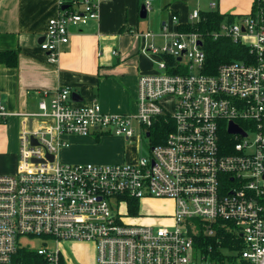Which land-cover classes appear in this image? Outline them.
I'll list each match as a JSON object with an SVG mask.
<instances>
[{
    "label": "built area",
    "instance_id": "1",
    "mask_svg": "<svg viewBox=\"0 0 264 264\" xmlns=\"http://www.w3.org/2000/svg\"><path fill=\"white\" fill-rule=\"evenodd\" d=\"M104 1L59 0L41 43L50 64L73 27L99 20ZM153 2L144 0L147 12ZM190 19L199 20L200 10ZM214 35L250 53L208 74L199 32L178 29L161 46L147 43L162 58L158 72L139 77L134 113L107 112L97 100L77 104L69 87L42 91L36 111L10 112L0 100V121L22 118L18 170L0 174V264H27L15 261L19 248L38 253L40 264H67L62 247L69 241L94 243L95 264H264V0ZM166 56L177 60L171 69ZM162 119L173 128L156 143L152 127ZM135 122L151 140L149 155L111 164L61 161L68 137L115 131L131 138ZM231 123L241 131L230 132ZM151 197L174 202L167 225L140 220V200ZM218 221L230 222L242 248L215 253L198 241L200 229L215 236ZM23 237L43 245L33 248Z\"/></svg>",
    "mask_w": 264,
    "mask_h": 264
},
{
    "label": "crops",
    "instance_id": "2",
    "mask_svg": "<svg viewBox=\"0 0 264 264\" xmlns=\"http://www.w3.org/2000/svg\"><path fill=\"white\" fill-rule=\"evenodd\" d=\"M201 2L203 0H154L158 11H168V16L162 17L156 28L155 18L146 22L141 17L144 4L141 0H106L100 6L99 20L72 28L70 41L61 46L59 61L53 65L47 61L41 43L50 18L60 13L59 0H0V51L15 50L18 54L15 66L0 61V100L10 112L36 111L42 91L53 95L58 88L69 87L77 104L97 100L107 112L127 113V91L118 93L121 106L115 108L109 104L112 88L124 81L132 89L131 96H135L132 106L137 111L139 77L156 73L162 58L155 53L148 54L147 43H165L180 24L191 22L194 10H202ZM212 2L217 4L215 9L239 15V19L251 11L254 0H210L209 5ZM227 2L237 3L230 8ZM223 3L224 8H228L224 12ZM192 4L196 6L193 9ZM174 14L178 22L172 19ZM164 23L167 32L163 29ZM147 31L153 33L149 38L143 35ZM119 108L120 111H114ZM21 127L22 118L17 115L0 121V174H13L18 170ZM78 136L72 135L70 140ZM71 146L70 143L67 148ZM64 150L66 148L60 153L61 160ZM138 157L129 161H136Z\"/></svg>",
    "mask_w": 264,
    "mask_h": 264
},
{
    "label": "rangeland",
    "instance_id": "3",
    "mask_svg": "<svg viewBox=\"0 0 264 264\" xmlns=\"http://www.w3.org/2000/svg\"><path fill=\"white\" fill-rule=\"evenodd\" d=\"M210 0H203L200 3L199 7L202 9H210L209 5ZM230 8L236 5L237 2H227ZM155 3L152 4L154 8ZM193 9L195 4H192ZM225 3H223V12L227 11ZM168 12V11H167ZM167 12L163 13L158 11L155 7L154 10L149 12L147 18L144 21H152V18H155L156 28L158 27L159 20L162 17H167ZM141 43V42H139ZM158 46H161L162 43H156ZM148 54H153V52H148ZM160 56V55H159ZM162 57V56H161ZM188 60L183 62V66L187 67ZM158 68V67H157ZM159 71V68H158ZM157 71V72H158ZM126 82L121 81L116 83L110 92V105L118 108L119 105H122V100L120 98L121 94L119 92H128V99L126 104L127 113H134L136 110L132 106V101H135V96L132 97V89L128 86ZM117 90V92L115 91ZM115 94H118L116 97ZM126 99V98H125ZM132 107V108H131ZM168 108L171 109V105H168ZM117 109L114 111H120ZM120 113V112H118ZM122 113V112H121ZM126 113V112H124ZM135 133L131 138H126L124 134H117L115 131L109 133H103L100 136L92 134L89 137H73L69 142L71 143L70 148L64 150L62 154V160L65 163H100V164H111L117 162H125L132 159L134 156L149 155L151 152V140L146 135V131H142L140 125L134 123ZM69 149V150H68ZM69 151V152H68ZM140 211L144 214L142 219L143 223H153L154 225L163 226L170 223V215L173 213L174 204L173 201L166 198L151 197L140 200ZM131 219V218H130ZM31 241L27 237L21 238V242L25 244L26 242ZM43 245V241L40 238H36L30 242V246L33 248H39ZM62 253L67 259V264H95L96 263V247L92 242L86 241H69L65 242L62 247ZM66 264V262H65Z\"/></svg>",
    "mask_w": 264,
    "mask_h": 264
},
{
    "label": "trees",
    "instance_id": "4",
    "mask_svg": "<svg viewBox=\"0 0 264 264\" xmlns=\"http://www.w3.org/2000/svg\"><path fill=\"white\" fill-rule=\"evenodd\" d=\"M144 2V0H141ZM239 15L232 13H222L218 9H202L200 10V19L194 22H187L179 25V30L189 32H199L202 36V47L206 53L204 73L215 74L219 67L228 62L245 58L246 54L250 53L249 47L241 42L219 35L215 37V32L218 31L223 22H235ZM0 61L10 66H15L18 61V54L15 50H1ZM166 61L170 69L174 67L177 60L173 57L166 56ZM173 71H180V69H172ZM173 128V122L158 120L152 127V135L156 137V143L163 142L168 133ZM133 212L137 213L139 210L138 203L133 204ZM220 224H223L221 226ZM216 235L213 237H205L204 230L200 229L198 234V241L205 240L213 245L215 253L223 252V248L229 250L242 248V239L231 229L229 221H218L215 224ZM221 239V243H218ZM236 244V245H235ZM26 260L27 264H40L43 259L34 250L27 248H19L15 261Z\"/></svg>",
    "mask_w": 264,
    "mask_h": 264
},
{
    "label": "water",
    "instance_id": "5",
    "mask_svg": "<svg viewBox=\"0 0 264 264\" xmlns=\"http://www.w3.org/2000/svg\"><path fill=\"white\" fill-rule=\"evenodd\" d=\"M140 15L142 18H146L148 15L147 9L145 7V5H142L141 11H140ZM199 43L201 44V42L199 41ZM181 59V58H179ZM75 98L77 97L76 94H74ZM230 132H237V131H241L235 124L231 123L230 128H229Z\"/></svg>",
    "mask_w": 264,
    "mask_h": 264
}]
</instances>
